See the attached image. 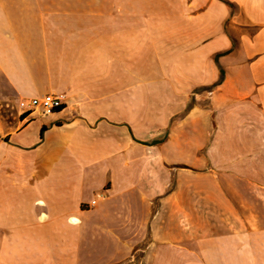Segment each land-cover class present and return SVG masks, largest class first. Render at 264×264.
<instances>
[{"label": "crops", "instance_id": "crops-1", "mask_svg": "<svg viewBox=\"0 0 264 264\" xmlns=\"http://www.w3.org/2000/svg\"><path fill=\"white\" fill-rule=\"evenodd\" d=\"M0 264H264V0H0Z\"/></svg>", "mask_w": 264, "mask_h": 264}, {"label": "rangeland", "instance_id": "rangeland-1", "mask_svg": "<svg viewBox=\"0 0 264 264\" xmlns=\"http://www.w3.org/2000/svg\"><path fill=\"white\" fill-rule=\"evenodd\" d=\"M215 129L216 126L214 119L212 118L209 128L211 134H213ZM198 132H202L201 126H196V133ZM227 144L230 143L228 142ZM177 181L178 184H181L183 181L182 173L180 172L177 175ZM186 184V186L183 185L182 187L174 188V190H176L175 195H177V200L175 199V201L173 200L172 202H166V200H164V203H166L163 205V210L168 213L170 219H172L170 223L175 225L176 220L178 219V214L181 213L193 214L194 216L201 214L209 216L210 214L220 213L221 196L213 181H204L195 173L189 176ZM227 210L228 212H234L233 207L228 208Z\"/></svg>", "mask_w": 264, "mask_h": 264}, {"label": "built area", "instance_id": "built-area-1", "mask_svg": "<svg viewBox=\"0 0 264 264\" xmlns=\"http://www.w3.org/2000/svg\"><path fill=\"white\" fill-rule=\"evenodd\" d=\"M64 93L50 90L40 96L29 98L27 105L33 107L41 114H48L54 111V107H60L63 103ZM99 195V194H98ZM96 199L90 200V204H94Z\"/></svg>", "mask_w": 264, "mask_h": 264}, {"label": "bare ground", "instance_id": "bare-ground-1", "mask_svg": "<svg viewBox=\"0 0 264 264\" xmlns=\"http://www.w3.org/2000/svg\"><path fill=\"white\" fill-rule=\"evenodd\" d=\"M57 108H59V107H54V110H56Z\"/></svg>", "mask_w": 264, "mask_h": 264}, {"label": "trees", "instance_id": "trees-1", "mask_svg": "<svg viewBox=\"0 0 264 264\" xmlns=\"http://www.w3.org/2000/svg\"><path fill=\"white\" fill-rule=\"evenodd\" d=\"M58 109V108H57Z\"/></svg>", "mask_w": 264, "mask_h": 264}]
</instances>
